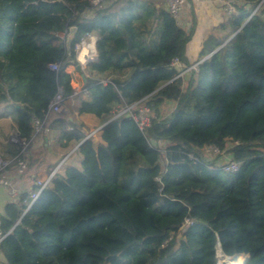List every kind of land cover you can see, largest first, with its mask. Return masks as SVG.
Wrapping results in <instances>:
<instances>
[{"label":"trees","instance_id":"trees-1","mask_svg":"<svg viewBox=\"0 0 264 264\" xmlns=\"http://www.w3.org/2000/svg\"><path fill=\"white\" fill-rule=\"evenodd\" d=\"M232 1L224 33L208 34L195 61L221 47L183 77L172 62L194 61V27L180 25L163 2L111 0L89 16V0H0V118L11 117L24 141L37 119L80 156L35 199L34 184L5 204L4 264H216L217 245L226 258L264 264V0ZM70 26L77 32L68 55L60 34ZM87 34L96 36L97 56L82 97L67 67ZM59 89L67 110L100 120L99 141L86 138L93 129L84 122L50 109ZM168 101L172 110L159 115ZM134 102L153 111L142 129L117 113ZM160 140L164 153L151 144ZM206 146L239 167L223 170L204 156ZM21 152L0 143L6 170Z\"/></svg>","mask_w":264,"mask_h":264},{"label":"crops","instance_id":"crops-1","mask_svg":"<svg viewBox=\"0 0 264 264\" xmlns=\"http://www.w3.org/2000/svg\"><path fill=\"white\" fill-rule=\"evenodd\" d=\"M158 3L163 2L165 7V0L158 1ZM93 12H90L88 15H92ZM226 17L227 15L224 13L220 5L212 0H200L194 5L192 4L191 0H188L187 5L183 12L181 13L180 17L178 18V22L183 27L189 28L191 24H193V35L192 39L187 47V52L191 57V53H193L194 47H197L195 53L197 56L198 50L201 46L202 41L207 37L208 34L211 32H215L218 34H223L224 31L221 30V24H226ZM196 59V58H195ZM72 69L75 71V74L71 71ZM67 70L72 74V86L74 91L79 92L82 87L83 79L81 73L76 70L75 66L69 65ZM86 94L81 93L82 97H85ZM170 102V101H168ZM69 120L73 121H82L84 122L90 129H94L101 125L100 120L93 114L83 113L78 114L77 112H70L67 110L65 112ZM5 119H12L11 117H2L1 120ZM14 126L13 119L11 120ZM58 131L56 130H46L45 135H43V141L39 143V149L44 152L42 154V158L39 161L35 162L32 167H27V170L22 175H16L12 169L9 171L10 180L15 187L17 193H21L26 190H32L34 188L35 181L39 178H42L46 172L45 170L48 168L49 164H56L65 156H68L64 161L63 166L69 164L78 165L80 162V156L75 152L77 145L72 144L69 147L63 149L58 139ZM94 139L99 141V132L95 134ZM94 141V142H96ZM43 148V149H42ZM39 151V150H38ZM37 151V152H38ZM36 152V153H37ZM229 154H226L227 157ZM36 157L37 156H32ZM12 198L10 196V190L7 186L0 185V213L5 206V204L11 201ZM5 263V258L3 254L0 252V264Z\"/></svg>","mask_w":264,"mask_h":264},{"label":"built area","instance_id":"built-area-1","mask_svg":"<svg viewBox=\"0 0 264 264\" xmlns=\"http://www.w3.org/2000/svg\"><path fill=\"white\" fill-rule=\"evenodd\" d=\"M110 1L111 0H89V6H91L93 8V10H95V9H98V8H100L102 6H105ZM198 1H200V0H191L193 5L195 3H197ZM212 1L218 3L220 5V7L222 8V10L224 11V13L227 14V15H229L232 12H234V10H235V6H234L232 0H212ZM165 2H166L165 3L166 9L178 21V18L180 17L181 13L185 9L188 0H165ZM254 13H255V10H254V12L252 14H254ZM60 36L63 37L64 34H60ZM95 40H96L95 34H87L84 37H82L78 42H76L74 44V47H73L74 51L76 53L75 59H76L77 63L80 64L81 71H82V74L84 76L87 75V73L85 72V67L89 63H91V62L96 60L97 54H96V49H95ZM86 42H92L94 50H93V52L91 54H85V57L81 59L79 54H80L81 49L83 48L84 43H86ZM203 59H204V57L201 58L200 60L196 61L192 65L186 66V68H183L181 63H179L177 60H173L172 64L175 65V66H178L181 69V71L179 72L178 75L183 76L184 72L190 71L192 68H197V64L199 62H201ZM52 67L56 69V65H52ZM98 79L102 83H106V81H108L106 78H103V77H99ZM75 93H80V94L84 93L85 94V91H83L82 88H81L79 90V92L76 91ZM137 103L138 102H134V103H131V104H125L119 109V111L117 113L118 114L119 113H126L127 115L131 116L136 121V123L139 126V128L142 129L149 122V118H146L147 107L141 106V108H135L136 107L135 105ZM51 105H52V103H51ZM33 124H34L35 130H38V128L40 126L39 121L37 119H35ZM99 129H100L99 127L94 128L86 136V138L90 137V136H95V134L99 132ZM207 148L214 155L219 154V155H221V157L224 156V154L216 146H206V147L203 148V154H204L205 157H206V154H207L205 149H207ZM66 157L67 156L62 158L49 174L44 175L42 178H39V179H37L35 181V189H33L31 194H30L31 200L35 199L36 196L38 195V193L45 186H47L50 183L53 174L62 167ZM217 165L220 166L225 171H234V170H236L239 167L240 162L237 161V160L232 159L231 157H227V160H225L221 164H217ZM26 170H27V159H26V156L22 155V152H21V155L16 157L15 166L12 168V171L16 175H22V174H24L26 172ZM10 172L11 171H9V170H5V169H1L0 168V185L7 186L9 188V190H10V196H11L12 200H15L17 198V196H18V193H17L15 187L13 186V184H12V182L10 180V176H9ZM0 238H1V235H0Z\"/></svg>","mask_w":264,"mask_h":264},{"label":"rangeland","instance_id":"rangeland-1","mask_svg":"<svg viewBox=\"0 0 264 264\" xmlns=\"http://www.w3.org/2000/svg\"><path fill=\"white\" fill-rule=\"evenodd\" d=\"M158 1H162V0H158ZM258 9H259V6H256L252 10L250 16L254 12V10H255V12H257ZM235 10H236V8H235ZM90 12H93V8L91 6H88L86 9L83 10V13L86 14V15H88ZM196 49H197V47H194L195 51H196ZM194 50H193V53H191L192 54L191 55V59L194 60V61H192V63H190L187 66H190V65H192L193 63L196 62L195 58H197V56H196V53H195ZM75 55H76V53H75ZM73 66H74V64H73ZM183 68H186V66H184ZM71 71L73 72V74H75V71L72 69V66H71ZM189 72L190 71L184 72L183 77L188 76ZM80 73H82V71ZM62 100H63V93L59 89L57 94H56V96H55V98L53 99V102H52V105H51L50 109L54 110V111H57L59 113H65L67 111V109H66L65 105L62 103ZM173 105L174 104L171 101L170 102H166L163 105H161L160 108H159V115L164 116L167 113H169L172 110ZM135 108H141V106H136ZM152 114H153V111L149 110L147 108L146 118H150V116ZM11 120L10 119H5V120H1L0 121V143L1 142H3V143L4 142H9V143H12V144L13 143L20 144L21 147H22V155L26 156L27 163H29L31 161L30 158H31L32 154L33 155L36 154V153L34 154V151L35 150H40L39 149L40 148L39 147V143H40V141L42 143V141H43V137L42 136L45 135L46 130L43 129L41 127V125H40L38 130L35 131V134H34V136H33L31 141H23V140H21L18 137V135L16 133V130L14 129V126H13V123H12ZM151 144L153 146L157 147L161 151V153H164V148H165L167 142L160 140V141H152ZM205 151L207 153L206 154L207 159L208 160H212V161L216 162L217 164H221L223 161L227 160V156H225L226 154L224 152H222L224 154V156L221 157V155H219V154L214 155L213 153H211L208 150V148L205 149ZM8 164H9V161L3 159V157L0 154V168L6 170V166ZM217 254H218V260H217L216 264H245V260L243 258H230L229 259V258H226L225 256L221 255V254H224V253L218 248V246H217ZM226 256H228V255H226Z\"/></svg>","mask_w":264,"mask_h":264},{"label":"water","instance_id":"water-1","mask_svg":"<svg viewBox=\"0 0 264 264\" xmlns=\"http://www.w3.org/2000/svg\"><path fill=\"white\" fill-rule=\"evenodd\" d=\"M76 32H77V28H76V26H70L69 28H68V30H67V32L64 34V36H63V42H64V48H65V50H66V53L69 55L70 53H71V47H72V43H73V40H74V38H75V35H76ZM234 34V33H233ZM233 34L231 35V36H229L225 41H224V43H226L232 36H233ZM223 43V44H224ZM219 47H221V45L220 46H218L217 48H215L212 52H210L208 55H206L205 57H208L209 55H211L213 52H215ZM204 57V58H205ZM75 68H76V70H78L79 72H81V66H80V64L79 63H76L75 65ZM81 76H82V79L84 80L85 79V77H84V75L81 73ZM103 124H101L100 126H99V128L102 126ZM94 141H96L95 139H94ZM218 246V248L220 249V246L219 245H217ZM221 250V249H220ZM248 257L249 256H247V258H246V260L248 259ZM245 263H246V261H245Z\"/></svg>","mask_w":264,"mask_h":264},{"label":"bare ground","instance_id":"bare-ground-1","mask_svg":"<svg viewBox=\"0 0 264 264\" xmlns=\"http://www.w3.org/2000/svg\"><path fill=\"white\" fill-rule=\"evenodd\" d=\"M93 50H94V47H93L92 42L84 43L83 48L81 49L80 54H79L80 58L81 59L84 58L85 54H91L93 52ZM237 258H241V257H237Z\"/></svg>","mask_w":264,"mask_h":264}]
</instances>
